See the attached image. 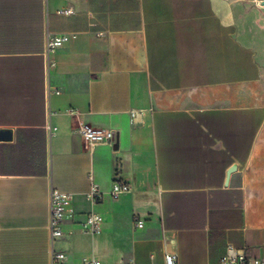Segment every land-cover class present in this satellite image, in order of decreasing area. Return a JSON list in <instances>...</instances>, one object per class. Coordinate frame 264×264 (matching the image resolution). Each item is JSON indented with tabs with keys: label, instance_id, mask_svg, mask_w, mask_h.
Wrapping results in <instances>:
<instances>
[{
	"label": "crops",
	"instance_id": "obj_1",
	"mask_svg": "<svg viewBox=\"0 0 264 264\" xmlns=\"http://www.w3.org/2000/svg\"><path fill=\"white\" fill-rule=\"evenodd\" d=\"M49 34L70 38L49 53ZM78 121L116 142L88 149ZM5 129L0 264L264 258V0H0ZM53 189L70 195L56 238Z\"/></svg>",
	"mask_w": 264,
	"mask_h": 264
},
{
	"label": "built area",
	"instance_id": "obj_2",
	"mask_svg": "<svg viewBox=\"0 0 264 264\" xmlns=\"http://www.w3.org/2000/svg\"><path fill=\"white\" fill-rule=\"evenodd\" d=\"M60 14L73 13L72 8L60 9ZM69 35L67 34H49L47 38V49L49 53L55 52L58 48L62 47L69 41ZM75 115H78L77 111H73ZM139 110H132V118L135 120L139 115ZM78 129L84 139L85 145L88 149H92L95 145L100 143L114 144L116 142V131L113 129H107L103 127H96L89 123H80L78 121ZM131 190V185L119 178L114 180L111 195L117 199L123 193ZM88 197L95 203H99L103 200V192L96 184H92ZM70 204V195L64 193L58 189H53L51 192V223L53 237H61L64 234L62 229V223L64 221L65 214ZM103 216L97 212H91L87 215V219L83 224L85 232L97 235L102 232ZM139 227L143 226L141 219L136 221ZM53 264H72L69 256L62 250H54L52 253ZM166 264H178V254L174 251H169L165 254ZM85 264H104L100 259H92L86 261ZM114 264H125L124 259H119ZM221 264H264V258H256L247 256L245 253H241L235 249L232 245H229L226 253L221 258Z\"/></svg>",
	"mask_w": 264,
	"mask_h": 264
},
{
	"label": "water",
	"instance_id": "obj_3",
	"mask_svg": "<svg viewBox=\"0 0 264 264\" xmlns=\"http://www.w3.org/2000/svg\"><path fill=\"white\" fill-rule=\"evenodd\" d=\"M0 138L2 140H10L12 138V131L9 129H5L1 131ZM232 169L230 170V172Z\"/></svg>",
	"mask_w": 264,
	"mask_h": 264
}]
</instances>
